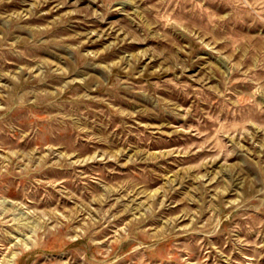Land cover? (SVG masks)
<instances>
[{
	"label": "rangeland",
	"instance_id": "374dc122",
	"mask_svg": "<svg viewBox=\"0 0 264 264\" xmlns=\"http://www.w3.org/2000/svg\"><path fill=\"white\" fill-rule=\"evenodd\" d=\"M0 264H264V0H0Z\"/></svg>",
	"mask_w": 264,
	"mask_h": 264
}]
</instances>
